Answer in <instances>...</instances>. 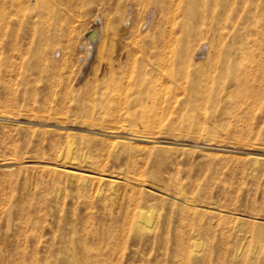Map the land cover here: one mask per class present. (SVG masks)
<instances>
[{
  "label": "rangeland",
  "instance_id": "obj_1",
  "mask_svg": "<svg viewBox=\"0 0 264 264\" xmlns=\"http://www.w3.org/2000/svg\"><path fill=\"white\" fill-rule=\"evenodd\" d=\"M0 264H264V0H0Z\"/></svg>",
  "mask_w": 264,
  "mask_h": 264
},
{
  "label": "bare ground",
  "instance_id": "obj_2",
  "mask_svg": "<svg viewBox=\"0 0 264 264\" xmlns=\"http://www.w3.org/2000/svg\"><path fill=\"white\" fill-rule=\"evenodd\" d=\"M123 28V27H122ZM101 33H102V31H101V28H100V26L99 25H97V26H92L91 27V29L87 32V39H88V42H89V48H88V50L90 51V52H88V53H92L93 51H94V49L96 50V46L98 45V43H99V41H101L100 40V37H101ZM107 37H109L108 35H107ZM109 38H111V36L109 37ZM112 39V38H111ZM106 41V40H105ZM108 41V40H107ZM106 43V42H105ZM100 44V43H99ZM101 46H102V44H101ZM223 60V59H222ZM218 61V60H217ZM222 64V63H221ZM251 68V67H250ZM205 76H207V75H205ZM208 77V76H207ZM209 79V78H208ZM240 79V78H239ZM240 81V80H239ZM245 81V80H244ZM110 132V131H109ZM133 138H135V139H139V140H143V141H145L146 142V140L148 141L149 139L148 138H146V139H142V138H136V137H133Z\"/></svg>",
  "mask_w": 264,
  "mask_h": 264
}]
</instances>
